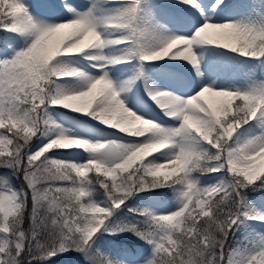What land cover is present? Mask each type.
<instances>
[{
  "label": "snow or ice",
  "instance_id": "snow-or-ice-1",
  "mask_svg": "<svg viewBox=\"0 0 264 264\" xmlns=\"http://www.w3.org/2000/svg\"><path fill=\"white\" fill-rule=\"evenodd\" d=\"M260 191L264 0H0V264H264Z\"/></svg>",
  "mask_w": 264,
  "mask_h": 264
},
{
  "label": "rangeland",
  "instance_id": "rangeland-1",
  "mask_svg": "<svg viewBox=\"0 0 264 264\" xmlns=\"http://www.w3.org/2000/svg\"><path fill=\"white\" fill-rule=\"evenodd\" d=\"M87 0H74V3H77V4H82V3H86ZM117 67H123V66H117ZM150 77L156 82V85L157 86H163L167 81L165 80V78L160 75L159 73H149ZM135 90V89H133ZM140 94H143V85L141 84L140 86ZM126 96H131V92L125 94ZM144 100H146L149 104H151L152 102L150 100L147 99L146 96H144ZM153 107H155V105H153ZM157 111H159L157 109ZM19 181L18 180H13L12 183L15 185V186H19ZM16 183V184H15ZM18 183V184H17ZM141 195H147V194H141ZM249 199H251L252 201H254L256 203V205L258 207H260L261 209H264V193L263 194H254V195H249ZM127 243V244H137L139 242L135 241V239L133 237H130L128 236L127 234H125L124 236H121L118 240V243ZM118 248L115 247V246H112V248L109 249V251L111 252L112 255L116 256V255H119V252H118ZM71 258V257H69ZM63 258H60V259H56L54 258L53 261L54 262H57L55 264H62L60 263V261L62 262Z\"/></svg>",
  "mask_w": 264,
  "mask_h": 264
},
{
  "label": "trees",
  "instance_id": "trees-1",
  "mask_svg": "<svg viewBox=\"0 0 264 264\" xmlns=\"http://www.w3.org/2000/svg\"><path fill=\"white\" fill-rule=\"evenodd\" d=\"M19 183V182H18ZM17 183V184H18ZM16 184V183H15ZM264 193V191H260V192H253V193H249V195H254V194H263ZM55 263H57V262H54L53 260L50 262V264H55ZM60 263H62L63 264V260H62V262L60 261Z\"/></svg>",
  "mask_w": 264,
  "mask_h": 264
},
{
  "label": "bare ground",
  "instance_id": "bare-ground-1",
  "mask_svg": "<svg viewBox=\"0 0 264 264\" xmlns=\"http://www.w3.org/2000/svg\"><path fill=\"white\" fill-rule=\"evenodd\" d=\"M160 63L163 64L164 62L161 61ZM169 63L170 64H177V63H185V62H183V61H178V62L177 61H170Z\"/></svg>",
  "mask_w": 264,
  "mask_h": 264
}]
</instances>
